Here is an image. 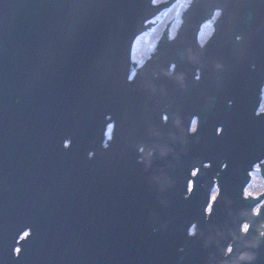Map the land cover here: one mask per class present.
Returning <instances> with one entry per match:
<instances>
[{"label":"water","instance_id":"water-1","mask_svg":"<svg viewBox=\"0 0 264 264\" xmlns=\"http://www.w3.org/2000/svg\"><path fill=\"white\" fill-rule=\"evenodd\" d=\"M178 1L0 0V264H249L264 243V193L246 190L264 179V4L193 0L129 82L137 41Z\"/></svg>","mask_w":264,"mask_h":264},{"label":"rangeland","instance_id":"rangeland-1","mask_svg":"<svg viewBox=\"0 0 264 264\" xmlns=\"http://www.w3.org/2000/svg\"><path fill=\"white\" fill-rule=\"evenodd\" d=\"M162 0H157V2H161ZM193 0H179L177 4L171 7L169 10L165 11L158 19L155 20L154 28L149 34V44L143 38L138 40L135 45L136 51H133V58L138 59L135 63L138 67L146 62V56H149L155 52L157 41L159 37H161L164 33V30H168L171 35L176 36L180 27L183 23V16L187 12L189 6ZM214 25L213 23H209L208 26H203L201 31L200 41L201 43H206L212 33ZM134 71L132 77L136 75ZM264 109V107H263ZM112 130L109 129L108 138L111 139ZM257 170L254 172L253 180L250 187L247 189V196L264 193V180L260 175V168H256ZM216 198V196H215ZM261 207L256 209L261 210ZM195 232V230H192Z\"/></svg>","mask_w":264,"mask_h":264},{"label":"flooded vegetation","instance_id":"flooded-vegetation-1","mask_svg":"<svg viewBox=\"0 0 264 264\" xmlns=\"http://www.w3.org/2000/svg\"><path fill=\"white\" fill-rule=\"evenodd\" d=\"M171 1V0H170ZM195 1V0H194ZM193 1V2H194ZM193 2L191 3V6H192V4H193ZM177 4V3H176ZM175 4V5H176ZM163 5V4H162ZM174 5V6H175ZM191 6H189L190 8H191ZM173 7V6H172ZM189 8V9H190ZM188 9V10H189ZM169 10V9H168ZM167 11V10H166ZM218 12H219V14H218ZM164 13V12H163ZM162 13V14H163ZM185 15V14H184ZM161 16V15H160ZM214 17L212 18V19H210L206 24H204L203 26H208V24L209 23H213V25H214V27H213V29H212V33H211V35H210V37H209V39L207 40V41H204V42H206L204 45H201L200 43H199V45L201 46V48H204V47H207V45L209 44V42L211 41V39L213 38V36L216 34V26H217V24L222 20V18H223V11L222 10H218V11H216L215 12V15H213ZM183 18H184V16H183ZM183 24H184V22H183ZM183 26V25H182ZM203 26H202V29H203ZM154 28V26L151 28V29H149V30H147V32L139 39V40H141L142 38L144 39V40H146V42L149 44V38H148V36H149V34L151 33V31H152V29ZM180 29H181V27H180ZM179 29V30H180ZM202 29H201V31H202ZM165 33H166V31L163 33V35H162V37H161V39H160V41L157 43V45H156V49H155V52L153 53V54H151V56H150V58L148 59V61L139 69V67L137 66V65H135V64H132V70L130 71L131 72V81H134L135 80V78L138 76V74H139V72H140V70H142L145 66H146V64L153 58V56H155L157 53H158V50H159V47H160V43H161V41H162V39L164 38V36H165ZM178 33H179V31H178ZM178 33L176 34V37L175 38H173L172 39V37L170 36V32L168 31V40H169V42L171 43V42H173L174 40H176V38L178 37ZM234 34H236V32L235 33H232V35L230 34L229 36L231 37V38H233L234 40H236L235 39V35ZM238 34V33H237ZM200 36H201V32H200V34H199V38H200ZM241 40H242V38L240 37V39H239V41H237L236 40V42L237 43H240L241 42ZM138 42V41H137ZM134 71H136L135 73H136V75H135V77L133 76L132 77V75H133V73H134ZM169 71H170V74L172 75V74H174L175 73V71L176 70H173L172 68H171V66L169 67ZM201 72L199 71L198 73H197V76H200V80H197L196 79V82H200L201 81ZM260 101H261V103H260V109H259V111H258V113H257V115H261V114H264V111H263V107H264V88H263V90H262V95H261V97H260ZM232 104L230 103V106H231ZM166 115H164L163 117H162V120H163V123L164 124H167V122L169 121V118L167 119V121H165L164 120V117H165ZM168 117V116H167ZM198 124H199V120L198 119H195L194 121H193V125H192V128H191V134H195L196 133V131L198 130ZM112 127H111V130H112V134H111V139H109L108 138V133H109V131H108V133H107V140L105 141V144H104V146L103 147H105V145H107V147H105V148H109V146H110V144L112 143V141H113V134H114V125H111ZM110 129V128H109ZM108 129V130H109ZM193 129H195V130H193ZM222 132H223V130L222 129H219V131H218V135L220 136L221 134H222ZM144 149V148H143ZM140 154H143L144 155V151L143 152H141L140 151ZM151 155H153V153H151ZM142 160V159H141ZM141 160H139V163H140V161ZM211 168V165L210 164H207L206 166H205V169H210ZM224 168H225V166H224ZM198 172V171H197ZM198 173H195L194 174V176L195 175H197ZM261 175V174H260ZM253 176H254V173H253V175H252V180H253ZM262 177V176H261ZM263 178V177H262ZM252 180H250L251 181V183H252ZM264 180V179H263ZM215 187H214V190H213V192H212V196H211V210H209L210 212L209 213H211V211H212V209H213V206H214V204L213 203H215L216 202V200H217V198L219 197V186H218V176H216L215 177ZM251 183H250V185H251ZM250 185L247 187V189L250 187ZM246 189V190H247ZM216 196V198H215V200H213L212 198L213 197H215ZM246 197V196H245ZM246 198H248V197H246ZM193 230H195V228L193 229ZM193 235H195V234H193ZM181 251H183V250H181Z\"/></svg>","mask_w":264,"mask_h":264},{"label":"snow or ice","instance_id":"snow-or-ice-1","mask_svg":"<svg viewBox=\"0 0 264 264\" xmlns=\"http://www.w3.org/2000/svg\"><path fill=\"white\" fill-rule=\"evenodd\" d=\"M152 3L153 4H156L157 3V0H152ZM260 3L261 4H264V0H260ZM227 7H228V4L225 3L224 8L227 9ZM218 14H219V12H218ZM234 35H235V39L237 41H239V39H240L239 34H234ZM236 47L237 46H235V45L233 46V50L234 51H235ZM209 59L210 60L211 59H214V57H209ZM176 67H177V64L176 63H172L171 64V68L173 70H175ZM216 68H217L218 72H227L228 69H229V65H228V63H227L226 60H220V61H218L216 63ZM131 79H132L131 77H128V81L129 82L131 81ZM196 79L197 80H200V76H197ZM167 119H168V117L165 116L164 117V120L167 121ZM111 127L112 126L110 125L109 126L110 130H111ZM193 130H195V129H193ZM165 131L166 130L164 128H162V127H160V128H156V127L147 128V127H145L143 125H140V126L134 125L133 128H132V130H131V135H133V136H140V135H155V136H161ZM105 147H107V145H105ZM140 151L143 152L144 149L143 148H140ZM89 159H93V155L92 154H90ZM140 163H143V160H141ZM212 199L215 200V197H213ZM208 208H209V210H211V205H208ZM210 223H211V221L209 220L207 222V224H210ZM261 241H264V239H261ZM262 249H264V243H261L259 245V247L257 248L256 253L253 256V259H251L249 261V264H260V257H261V253H262L261 250ZM16 252L19 253L20 252V249H16ZM232 253H233V249L231 247H228L227 248V254L229 256H231Z\"/></svg>","mask_w":264,"mask_h":264},{"label":"clouds","instance_id":"clouds-1","mask_svg":"<svg viewBox=\"0 0 264 264\" xmlns=\"http://www.w3.org/2000/svg\"><path fill=\"white\" fill-rule=\"evenodd\" d=\"M256 215H259V210H257L256 211ZM249 225L248 224H245L244 226H243V232L245 233V234H247L248 233V231H249ZM259 235H260V238L261 239H264V224H262L261 226H260V233H259ZM248 259H253V257H247Z\"/></svg>","mask_w":264,"mask_h":264},{"label":"bare ground","instance_id":"bare-ground-1","mask_svg":"<svg viewBox=\"0 0 264 264\" xmlns=\"http://www.w3.org/2000/svg\"><path fill=\"white\" fill-rule=\"evenodd\" d=\"M256 170H257V169H256ZM256 170H255V171H256Z\"/></svg>","mask_w":264,"mask_h":264},{"label":"built area","instance_id":"built-area-1","mask_svg":"<svg viewBox=\"0 0 264 264\" xmlns=\"http://www.w3.org/2000/svg\"><path fill=\"white\" fill-rule=\"evenodd\" d=\"M257 168H259V167H257Z\"/></svg>","mask_w":264,"mask_h":264}]
</instances>
